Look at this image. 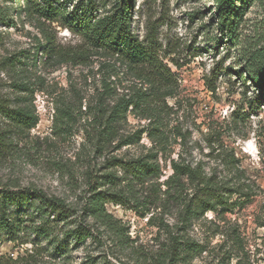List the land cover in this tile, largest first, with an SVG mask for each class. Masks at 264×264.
<instances>
[{
  "label": "rangeland",
  "instance_id": "1",
  "mask_svg": "<svg viewBox=\"0 0 264 264\" xmlns=\"http://www.w3.org/2000/svg\"><path fill=\"white\" fill-rule=\"evenodd\" d=\"M28 1L34 0H0V100L11 107L29 105L39 119L22 130L0 113L5 143L0 188L16 192L9 211L17 222L13 231L0 230V264H168L175 239L202 248L189 263L178 264H264V80L248 65V55L264 49V0H253L246 9L233 42L219 29L214 0H130L135 33L146 42L155 37L158 56L173 73V94L163 92L151 105L169 137L167 156L187 150L219 175L224 167L218 151L232 150L255 193L243 205L188 222H182V207L163 195L156 179L131 190L121 168H106L113 154L147 152L152 146L148 133L116 151L111 146L95 150L94 107L102 101L109 109L117 98L149 84L117 56L89 52L80 35L60 22L28 15ZM124 2L98 0L99 14ZM46 37L66 56L47 58L41 48ZM82 51L85 57L71 60ZM20 82L27 90L16 87ZM105 82L114 96L102 95ZM149 121L129 111L121 133ZM161 165L159 181L172 171L169 161L161 159ZM115 170L116 184H100ZM29 188L34 190L22 197L20 192ZM102 190L127 195L124 204H105L122 225L121 241L85 209ZM37 194L63 199L74 213L57 217Z\"/></svg>",
  "mask_w": 264,
  "mask_h": 264
},
{
  "label": "trees",
  "instance_id": "2",
  "mask_svg": "<svg viewBox=\"0 0 264 264\" xmlns=\"http://www.w3.org/2000/svg\"><path fill=\"white\" fill-rule=\"evenodd\" d=\"M214 2L216 7L213 15L219 23V29L222 33L228 32L231 36L230 41H235V36L240 30V20L253 0H214ZM129 3L130 0H125L120 7L103 15L99 14L98 0H41L39 2L34 0L28 1L25 8L28 15L36 16L39 20L60 22L72 32L80 35L85 45L88 46L89 52L101 51L107 55L117 56L127 69L134 72L137 78L149 84L147 89H144L143 85L135 87L134 92L129 96L124 95L117 98L109 109L102 101L94 107L96 115L93 120L97 123L94 134L96 152H103L110 146L114 149L113 151H116L123 146L139 143L143 133H148L152 141V146L148 148V151L138 156L120 157L113 154L106 159V168H121L131 190H135L139 184L156 179L154 181L159 182V185L165 188L162 190L163 195L182 207V222H188L208 211L223 213L234 206L245 204L255 193L252 186L243 179L234 151H218L217 157L221 159L224 167L219 175L216 170L209 172L204 162L195 161L187 150L179 152L177 157L167 156L169 137L160 128L161 121L156 107L151 105L152 98H158L161 93L173 94L171 91L173 73L159 58L155 37L150 36L149 41L146 42L135 33L131 23L132 13ZM46 38L47 42L41 48L44 49L47 58L66 56L53 45L50 37ZM83 57L85 56L82 51L71 57V60ZM248 61L249 66L260 70V77L264 80V49L252 51L248 55ZM16 87L19 90H27L21 82L16 83ZM103 92L102 95L114 96V88L107 82H105ZM129 111L142 119L150 120V124L134 132L121 133L120 124L127 119ZM0 113L22 130L32 129L39 120L38 115L35 111H31L29 105L11 107L5 100H0ZM87 134L90 137L89 131ZM179 135L183 140L185 139L183 133ZM3 145L5 146L4 139L0 137V148ZM161 159L169 161L172 170L163 181H159L160 176L163 175ZM117 171L104 174L103 177L107 180L100 184H116L120 178ZM33 190L34 188H29L25 193L20 192V194L24 197ZM13 194L16 192H11L8 188H0V230L17 229V222L9 211L11 204L9 201ZM96 194L98 195L89 205L87 204L88 207L86 205L85 209L91 216L107 224L116 240H123L125 233L121 228L122 225L111 213L107 212L105 204L111 201L124 204L128 202L127 195L111 193L107 190ZM37 196L42 205L46 206L51 213L54 212L57 217L67 219L74 213L73 208L59 197L38 194ZM201 251V246L196 242L175 239L166 255L169 258L167 262L178 264L180 260H183L189 263L194 254ZM33 254L27 257H32ZM27 259L29 258L19 260ZM19 260H14V263Z\"/></svg>",
  "mask_w": 264,
  "mask_h": 264
}]
</instances>
